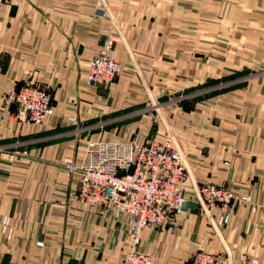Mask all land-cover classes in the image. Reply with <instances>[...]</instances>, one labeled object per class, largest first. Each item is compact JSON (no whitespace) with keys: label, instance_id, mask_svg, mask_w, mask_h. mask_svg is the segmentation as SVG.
I'll list each match as a JSON object with an SVG mask.
<instances>
[{"label":"crops","instance_id":"crops-1","mask_svg":"<svg viewBox=\"0 0 264 264\" xmlns=\"http://www.w3.org/2000/svg\"><path fill=\"white\" fill-rule=\"evenodd\" d=\"M205 1L210 22L200 16ZM219 1L174 8L171 0H105L103 16L93 12L96 0H0V142L30 153L0 156V264H126L132 218L81 203L79 175L62 164H80L94 140L155 137H170L183 152L187 189L217 182L248 201L217 227L218 208L189 200L195 205L165 226L143 229L140 249L160 264L188 263L199 249L225 264H264V0H223V10ZM230 10L245 11V56L235 59L219 56L225 40L216 34L218 14ZM104 27L115 33L123 68L109 86L89 85ZM184 78L206 95L162 103L159 119L144 110L177 82L180 93ZM29 81L52 94L53 112L41 124L16 120V105L3 100Z\"/></svg>","mask_w":264,"mask_h":264},{"label":"built area","instance_id":"built-area-1","mask_svg":"<svg viewBox=\"0 0 264 264\" xmlns=\"http://www.w3.org/2000/svg\"><path fill=\"white\" fill-rule=\"evenodd\" d=\"M94 13L109 16L105 0H96ZM100 32L101 45L98 54L89 62L86 81L89 85L109 86L120 75L123 66L116 58V40H112L114 33L105 28H100ZM103 65L113 66V70L107 72L108 77L99 72ZM3 100L7 106L16 105L13 116L21 123L41 124L53 112L51 92L35 81L24 83L17 91L4 96ZM147 107L145 111L158 106L148 104ZM69 120L77 123L79 118L69 116ZM29 155V151L20 148L19 144L0 142V156H6L4 158L13 160ZM181 158L183 160L182 152L170 137H155L144 142L121 138L94 140L88 144L80 164L73 160L62 164L79 175L76 197L81 203L96 207L101 214L117 211L132 218L128 232L132 248L126 256V264H160L155 255L140 249L141 231L165 226L168 218L181 213L189 200L201 202L206 211L218 208L219 212L214 217L217 227L229 221L224 216L229 217L235 206L248 201L247 197L216 183L187 189L186 167ZM102 160L108 162L103 163L101 175L96 176L98 163ZM253 209L257 208L254 206ZM203 257L207 258V262H202ZM252 262L257 263V260ZM185 264L225 262L219 254L199 249Z\"/></svg>","mask_w":264,"mask_h":264},{"label":"rangeland","instance_id":"rangeland-1","mask_svg":"<svg viewBox=\"0 0 264 264\" xmlns=\"http://www.w3.org/2000/svg\"><path fill=\"white\" fill-rule=\"evenodd\" d=\"M178 2L181 3V0H171V4L173 5L174 8H176V6L178 5ZM223 3H224L223 0H220L218 3V7L221 10H223L222 9ZM210 9H211V6L209 5L208 1L203 2L202 5L199 6V10L201 12L200 16L203 19V22H210L213 19V17H215V14H209ZM189 18L192 19L193 17L189 16ZM218 19H219V27L217 26L216 34L218 35L219 39L225 40V41H221L223 43H219V45L223 44L222 46L218 47L219 56L230 54L232 58L234 57V59L237 56L244 57L245 56V11L243 13H241L239 11L236 12V11L230 10L229 14H220L219 13ZM180 22H181V17H179V16L171 17L170 25L173 28L171 33L178 32L175 25L179 26ZM202 36H203V33H202ZM222 38H226V39H222ZM196 39H198L197 36H196ZM241 41L243 43H240ZM207 49H209V48H207ZM230 65H231V63H230ZM232 66L235 67V65H232ZM237 66H239V65H237ZM243 67H245V65ZM170 80L173 82L172 79H170ZM176 81H179V80L176 79ZM194 81H195V79H192V78H184L183 82H185L186 84L184 87L180 88V89H182L180 91V93H177V91L174 90L176 88H179V82H177V84H175L177 87H171L170 88V89H172L171 90L172 92H169V94H170L169 98L164 99L165 96H162L161 98H159V101H157L155 103L149 102V105L152 103V104H155L158 107H160V104L162 105V103H166V104H168L167 106L174 105V107H176V106H179V101L182 100L181 98L183 97V95L188 99H194L195 97H197L199 95H203V94L206 95L205 94L206 92L199 93V91L198 92L196 91V92L192 93L191 86L193 85ZM206 83L207 82L199 83L196 86V88H194V90H199V89L205 88L206 86H204V85ZM190 93H192V94L189 95ZM147 108L148 107L146 106L145 109H147ZM158 109L159 108H154L152 110H149V112H154L156 118H158L157 115L160 114V111L158 112ZM208 183L220 184L217 182H208ZM205 184H207V183H205ZM220 185H223V184H220ZM225 187L230 188V186H225Z\"/></svg>","mask_w":264,"mask_h":264},{"label":"bare ground","instance_id":"bare-ground-1","mask_svg":"<svg viewBox=\"0 0 264 264\" xmlns=\"http://www.w3.org/2000/svg\"><path fill=\"white\" fill-rule=\"evenodd\" d=\"M99 15H102V14H99ZM103 16H107V15H103ZM105 29H109L110 31H112V29L108 28V27H104ZM113 32V31H112ZM114 33V32H113ZM115 35V34H114ZM113 35V39L112 40H116L115 36ZM95 57V56H94ZM117 58V56H116ZM118 60V59H117ZM119 61V60H118ZM120 62V61H119ZM121 63V62H120ZM122 64V63H121ZM123 68V67H122ZM113 70V66L112 65H103L101 70H99L100 74L103 76V77H108L109 75L107 74L108 71H112ZM122 71V69H121ZM121 73V72H120ZM175 143V142H174ZM176 145V144H175ZM177 146V145H176ZM178 147V146H177ZM182 151L180 150V153ZM183 154V152H182ZM103 158H105V156H103ZM108 161L106 160H102V162L98 163V171L96 172V176H100L101 175V170H102V165L103 163H106ZM181 162L184 163L185 167H186V159H185V156L183 154V160L181 158ZM186 178H187V169H186ZM225 218H227V220H229L230 216L228 217L227 215L224 216ZM209 253H212L211 251H207ZM202 262H207V258L206 257H203L202 258Z\"/></svg>","mask_w":264,"mask_h":264},{"label":"water","instance_id":"water-1","mask_svg":"<svg viewBox=\"0 0 264 264\" xmlns=\"http://www.w3.org/2000/svg\"><path fill=\"white\" fill-rule=\"evenodd\" d=\"M189 205H195V203H191V202H186L185 204H184V206H183V208H185L186 206H189Z\"/></svg>","mask_w":264,"mask_h":264}]
</instances>
